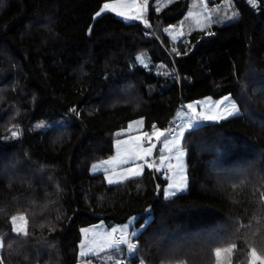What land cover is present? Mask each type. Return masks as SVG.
Here are the masks:
<instances>
[{"label":"trees","instance_id":"trees-1","mask_svg":"<svg viewBox=\"0 0 264 264\" xmlns=\"http://www.w3.org/2000/svg\"><path fill=\"white\" fill-rule=\"evenodd\" d=\"M110 1L0 0V259L79 264L84 228L137 216L150 221L128 264H216L229 246L232 264H264V0H235V21L180 40L164 29L192 0H149L151 27L97 17ZM225 96L245 112L186 132L188 192L166 198L154 168L114 185L90 173L131 122L166 130L181 107Z\"/></svg>","mask_w":264,"mask_h":264},{"label":"snow or ice","instance_id":"snow-or-ice-1","mask_svg":"<svg viewBox=\"0 0 264 264\" xmlns=\"http://www.w3.org/2000/svg\"><path fill=\"white\" fill-rule=\"evenodd\" d=\"M143 5L146 7L149 3V0H142ZM131 3L135 5L137 3V0H131ZM201 3H204V0H201ZM230 3V0H229ZM250 4H253L255 6L256 0H249ZM195 7V6H194ZM114 7L108 3H105L103 7L98 11L95 15L98 17L105 11H114ZM159 11V7L156 9ZM213 12L218 11L217 9H213ZM117 15H124L121 12H117ZM197 15L196 13L190 11L188 16L189 18ZM126 20H141L144 22L145 27H151V25L147 22L146 18L142 14V12H137L136 14L127 15L124 17ZM228 19H232V16H228ZM206 19L211 21L213 19L212 15L208 14L206 15ZM197 23L199 21L197 20ZM165 32H168L169 29L165 28ZM211 34V33H209ZM175 51V49H173ZM179 54V53H177ZM145 57L138 56L137 61L147 67V64L145 63ZM224 101H229L227 107L224 109L227 116H232L234 113L238 112L236 103H233L230 101L229 97H224V100L217 102V107L220 104H223ZM201 103V102H198ZM186 108L191 111L192 113L196 114V118L194 119L192 116H189L187 112H185L183 109H181L180 113H178V118L176 121H173L172 126H170L166 130L158 129L156 125H153V132H144L142 137H135L138 141V143L132 147L131 149H126V155L120 160L119 164V170L122 173H131L133 177L139 176L142 174L143 165L140 163H137V160L143 161L144 163L148 164L149 167L153 166L152 161L146 159L149 157L153 149L156 148V144L151 143V139L154 136L155 140L162 145V147L159 149V160L161 163L164 162V160L167 158V154L171 153L176 156L177 159H179L180 156L184 155L183 152V138L185 136V130H191L196 131L199 130L201 127L202 119L200 117V114L196 112V108L193 104H188ZM75 111V109H73ZM227 116L222 115L220 118H227ZM203 119H215V117H204ZM132 123L135 124H142L143 121H134ZM132 123L129 124V128L132 127ZM45 125L40 124L37 125V127H44ZM12 136H17L18 133L16 131L11 132ZM117 136L120 135V133L116 134ZM125 143V141H122L120 139L116 140V147H117V155H120L119 152V146ZM145 143L148 144L147 147H145ZM117 159L116 156H113L109 160L101 161L99 164L93 165V171L103 170L106 175L105 179L107 180L108 184L117 183L118 180H115L111 178V175H115L117 172L116 168L109 169L108 167H105L107 165H111L115 160ZM111 173V175H109ZM128 176H122L120 179H127ZM17 216H12L11 221L13 224L12 231L20 234L23 232L24 235H27V232L25 229L21 228L18 229L16 227V221ZM19 219L21 221H24L25 225L27 224V220L25 219L24 215H20ZM131 222L129 224H125L120 228L112 227L110 230H108L103 235L99 236L97 239L94 237L90 244H84L81 243V251L79 255L81 257H86L83 261V264H94L92 257L103 259L102 254L107 256V261L105 264H123V261L118 258L119 254L122 251V246H126V249L128 252H132L136 249L137 244L133 242V238L137 236L136 231L129 232L128 230L131 228ZM89 229H84L83 232L87 233L89 232ZM119 233V235H116ZM5 247V243L2 237H0V249H3ZM217 253L220 251L219 248H217ZM0 264H3V260L0 259Z\"/></svg>","mask_w":264,"mask_h":264},{"label":"rangeland","instance_id":"rangeland-1","mask_svg":"<svg viewBox=\"0 0 264 264\" xmlns=\"http://www.w3.org/2000/svg\"><path fill=\"white\" fill-rule=\"evenodd\" d=\"M171 1H175V0H158L157 7H159V9H162L166 5H168ZM116 3L117 2H110L108 4L112 5L115 8L116 6H118V4H116ZM138 5H139L140 10L134 11L132 14H136L137 12H142V14L145 16V11H144L142 0H140V3ZM213 9H217L218 11L213 12L212 11ZM190 11L196 13L197 15L189 18L188 14ZM109 12H112V11H105L101 15H103L105 13H109ZM189 12H188L186 18L179 25H177L176 27H173L169 30L170 32H168V33L172 39H174V40L187 39L189 37V35L191 33H193L194 31H203V32L209 34V33H211V29L214 25L226 24V23L235 21L238 18V13H237L236 6H235V0H230V3H229V0H204L203 4L201 3V0H192V6H191ZM121 13H123L124 15H118V16L120 18H122L123 20H126L124 18L125 16L132 15V14L126 13V12L125 13L121 12ZM208 14L212 15V17H213V19L211 21L206 19V15H208ZM228 16H232L233 18L228 19L227 18ZM197 20L199 21V23H197ZM132 21H141V20H131V21L128 20V22H132ZM141 56L146 58L145 63L147 64V67H148L150 65V61L148 60L147 56L144 54ZM227 97H229L231 102L236 103V105H237L238 112L234 113L232 116H227L226 112L224 111V109L227 107L229 101H224L223 104H220L217 107V102L224 100V97H220V98L206 97V98H202L200 100L193 101L189 104H193L196 108V112L200 114V117L202 119L201 125L204 123L220 122L222 120L243 114L245 112V109H242L240 103L235 98H233L232 96H227ZM198 102H201V103H198ZM186 106H183L179 109V111L177 112L176 118H178V113H180L181 109H183L185 112L188 113L189 116H192L195 119L196 114L189 111L186 108ZM222 115L227 116V118L221 119L220 117ZM204 117H215V119H203ZM140 120H142L143 121L142 124L145 125V119H143V118L137 119L135 121H140ZM40 124H43L46 126V124L43 122L36 123L35 126L37 127V125H40ZM142 124L132 123V127L129 128V131L137 129V127H139V125H142ZM188 131L189 130L186 129L185 134ZM182 147L185 150L184 138H183ZM179 180H180V178H178V177L174 178V180L166 188V191H165V197L166 198H171L173 196H177V195L184 194V193L188 192L189 182L187 181V183L185 184V187L184 186L182 187L181 185H178V184H180ZM17 218L18 219L16 221V227L18 229L23 228L27 232V224L25 225L24 221H21L19 219V216ZM25 219H26V217H25ZM137 220H138V217L135 216V217H132L127 222L122 223V224H106L105 222H100L96 225L84 228V229H89L90 231L85 233V232H83L84 229L82 230V242L84 244H90V242L92 241V239L94 237H96L98 239L99 236L106 233L112 227L120 228L125 224H129L130 222H131L132 226L128 231L131 232L134 230V231H136L137 236H139V234L142 232V230L149 223L150 219H148L147 222L140 228H138L136 226ZM20 234H23V232H21ZM116 235H119V233H117ZM136 237H134V238H136ZM1 251H2V249H0V252ZM80 251H81V247H80ZM232 254H233V247H231V246L220 249V251L218 253L216 252V264H232ZM125 255H126L125 246H122V251L119 254L118 258L123 261ZM102 256H103V259L92 257L94 264H105V262L107 261V256L104 254H102ZM132 256H134V252L130 253V257H132ZM79 259H80L79 264H83V261L87 258L81 257L79 255ZM258 262H261V259L256 254H254L252 264H256ZM140 264H144V263L141 262Z\"/></svg>","mask_w":264,"mask_h":264},{"label":"crops","instance_id":"crops-1","mask_svg":"<svg viewBox=\"0 0 264 264\" xmlns=\"http://www.w3.org/2000/svg\"><path fill=\"white\" fill-rule=\"evenodd\" d=\"M110 2H117L116 4H118V6H116L114 8L115 10L112 11L113 13H117V12H124L125 13L126 12V13L132 14L134 11L140 10L139 5H138L140 3V0H137V3L135 5H133L131 3V0H115V1H110ZM110 2H107V3H110ZM144 127H145V125L142 124V125H139V127H137V129H135V130L129 131V128L126 130L124 137L120 138V140L125 141V143H122L119 146L120 155H117V147H116V142H115V154H114V156H116L117 159L111 165H107L105 167H108L109 169H112V168L117 169V172L115 173V175H111V173H109V175H111V178L118 180V182L110 184V185L119 184V183H122L126 180L136 178V177H140L144 174L146 169L154 168L157 171H159L161 174H163V177L168 180V184L164 188V195H165L166 188L170 185V183L174 180V178H177V177L180 178V180H179L180 184H178V185L185 187V184L188 181L187 152H186V150L183 149L184 155L180 156L179 159H177L174 154H171V153L167 154V158L164 160L163 163H161L159 160V149L162 147V145L155 140L154 136L151 139V143L156 144V148H154L152 154L146 158V159L152 161L153 166L149 167L148 164L144 163L143 161L137 160V163H140L143 165L141 175L133 177L131 175V173L120 172L119 164H120V160L126 155L125 150L131 149L132 147H134L138 143V141L134 138L143 136ZM144 146L147 147L148 144L145 143ZM109 159H111V158H109ZM109 159H106V160H109ZM100 162H96L93 165L99 164ZM93 165L90 168V173L92 175H95V176L101 175V174L104 176L106 175V173L103 170L93 171ZM122 176H128L129 178L121 180L120 178Z\"/></svg>","mask_w":264,"mask_h":264},{"label":"built area","instance_id":"built-area-1","mask_svg":"<svg viewBox=\"0 0 264 264\" xmlns=\"http://www.w3.org/2000/svg\"><path fill=\"white\" fill-rule=\"evenodd\" d=\"M176 120H177V118H176V116H175L174 119L171 121L170 126H172L173 121H176ZM134 243H135V242H134ZM136 249H137V247H136ZM136 249H135V250H136ZM135 250L132 251V252H135ZM129 253H131V252H128V251H127V258L129 257ZM123 264H128L127 259H125V260L123 261Z\"/></svg>","mask_w":264,"mask_h":264}]
</instances>
